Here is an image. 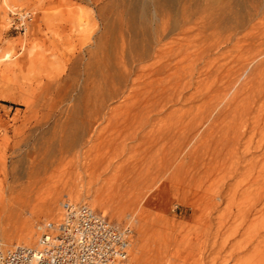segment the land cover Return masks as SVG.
I'll list each match as a JSON object with an SVG mask.
<instances>
[{"label":"rangeland","instance_id":"1","mask_svg":"<svg viewBox=\"0 0 264 264\" xmlns=\"http://www.w3.org/2000/svg\"><path fill=\"white\" fill-rule=\"evenodd\" d=\"M171 1L156 20L140 0H0V228L9 213L11 225L24 214L35 245L36 224L59 220L70 200L131 227L124 264H264V0H231L229 32L190 21L158 42L162 18L180 19L185 7L196 20L207 2ZM123 40L152 43L158 56L144 65L168 63L151 78L165 86L160 107L126 113L123 98L112 101L83 144L87 158L64 155L12 189L42 145L73 136L66 108L96 76L100 54ZM55 196L59 212L43 215ZM1 238L25 243L0 229Z\"/></svg>","mask_w":264,"mask_h":264},{"label":"bare ground","instance_id":"2","mask_svg":"<svg viewBox=\"0 0 264 264\" xmlns=\"http://www.w3.org/2000/svg\"><path fill=\"white\" fill-rule=\"evenodd\" d=\"M163 2L164 0H140L138 7H140V9L141 8L143 9V7H145L150 17L156 18L157 16H159L158 14L161 11L160 7L162 6H160V3H162L163 5ZM203 3H205L206 6L205 7L202 6L203 13L200 12L201 15L197 17L196 20L194 19L195 16L193 20L191 14H186L185 7L181 9L182 13H180L181 17L179 16L180 19L171 20L168 18L169 20H166L167 18L166 19L162 18L161 19L162 21H160L161 23L159 26V33L156 36L157 38L156 40L160 42L169 33L177 29L179 30V28H182L185 24L189 23L190 21L195 23L197 27L201 29L200 31L202 32L206 29L209 30L210 28L214 29L215 30L214 32H216V30L218 29H222L224 31L226 30V32L227 31L229 32L230 29L229 23H231L230 22L231 21L230 4L232 5L231 0H207V2H203ZM172 4L174 5L173 2ZM134 10L137 11L136 9ZM112 37L114 36L112 35ZM114 40L112 41L115 42ZM121 42L118 43V44L121 43L120 46L119 45L117 46V44L111 46V51L113 52L112 53L109 51L111 55L106 53L107 52L106 49H105L106 52L104 50L105 52L104 56H102L103 54H100L101 55L100 62L96 65L97 74L94 71L96 76L94 78L92 76L93 80L90 82V84L85 83L83 89L76 96V99L73 98V100L75 99V103H73V105L70 107L66 106L67 111L65 112V114L68 113V115H70V118L72 117V119H74L73 124L75 125V130L69 134V136L70 135L73 136L71 138H67V136H62V138L57 139V141H52L51 143L45 146L42 145L41 150H43L42 151L43 156L41 155L39 159L33 160V162H31V164L29 165L30 172L28 171V175L26 179L27 181L25 182L20 181V178L22 177L23 173L22 175L21 173H18V175L13 174L14 178L10 182V186L12 189L16 187H20L24 183H26L24 186L31 185L32 181H34V178H37L40 175L41 169L47 170L57 161H61L64 155L65 156L73 155V158L82 161L83 158L86 157V153H87L84 152V150L82 149L83 144L85 142H89L94 137H96V133L98 129L97 131L96 129H94L95 123L98 122L100 119L102 120L105 117L107 111L111 109L110 105L112 101L117 100L119 98H123L122 102L123 104H125L124 108L127 111L126 113H130L134 109L138 111L152 110L153 104L156 102V99L162 98V95L166 91L165 86L162 84L163 82L162 83L158 82L159 84H156L151 78L155 73L161 74L164 71V69L169 66L168 63L162 62L157 64L156 62H153L154 61L153 59L152 61L153 63L148 62L149 65L143 64V62L151 59L152 57L156 58L158 56V54H156L157 50H153L151 42L150 45H147L146 47H141L140 49H135L134 47L132 48V46L131 45L128 46V44L126 46L125 44L126 42H124V40ZM105 45H108L106 43V40H105ZM104 52L101 51V53ZM97 60L99 59L96 58V61ZM152 99L153 102L151 103ZM70 100L72 99L70 98ZM154 107H155L154 109H156L157 106ZM57 109L60 112L66 110V109L62 110V105H59ZM41 120L43 121V118ZM18 180L19 182L15 184V182ZM72 184L74 185V186L72 185L74 188L76 185L78 188L81 189V187H83L84 182L75 179L72 181ZM118 186L121 185L118 184ZM118 186L114 185L111 188V190H109L110 191L109 195L110 193L112 194L110 195L109 200H115L121 195V194L119 195L120 188H116ZM109 188L110 187H108V189ZM80 189L78 191H80ZM82 192L81 194H79L81 199L84 197V193ZM98 196L100 195L98 194ZM108 197L109 196H107V198ZM57 201H58V196H55L48 203L46 202V204L44 205L45 207L43 209L40 210L39 208L38 210L42 212L43 215L48 214L51 216L53 214H56L60 210ZM97 204L98 205L100 204L99 198H96V200L93 201V205H97ZM7 217H8L7 219L8 222L6 223L4 222L0 228L4 239L7 242H11L17 239L19 241H25L24 244L18 241L19 242L17 243L18 245H30V243L33 241L32 240L33 234L31 229L32 220L29 217L24 216V214L20 213L19 215L20 219H18L19 221L16 219L17 221L15 220V222H13V224L11 225L13 221L12 213H9L8 216L6 215L5 218ZM0 240L2 241V238Z\"/></svg>","mask_w":264,"mask_h":264},{"label":"built area","instance_id":"3","mask_svg":"<svg viewBox=\"0 0 264 264\" xmlns=\"http://www.w3.org/2000/svg\"><path fill=\"white\" fill-rule=\"evenodd\" d=\"M56 221L36 224L35 245H5L0 264H124L131 227H118L87 204L65 200Z\"/></svg>","mask_w":264,"mask_h":264}]
</instances>
